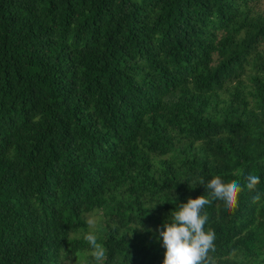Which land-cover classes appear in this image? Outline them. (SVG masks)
I'll return each instance as SVG.
<instances>
[{"label":"trees","instance_id":"16d2710c","mask_svg":"<svg viewBox=\"0 0 264 264\" xmlns=\"http://www.w3.org/2000/svg\"><path fill=\"white\" fill-rule=\"evenodd\" d=\"M262 1L0 0V264H163L201 195L214 264H264Z\"/></svg>","mask_w":264,"mask_h":264},{"label":"clouds","instance_id":"9594fccd","mask_svg":"<svg viewBox=\"0 0 264 264\" xmlns=\"http://www.w3.org/2000/svg\"><path fill=\"white\" fill-rule=\"evenodd\" d=\"M246 184L233 180L225 183L221 176L216 175L206 184V190L211 197L223 202L228 207L238 205V196L246 187L249 191L255 192L256 186L260 183V177L248 174L245 177ZM253 203L260 199L257 192L253 196ZM212 200L201 195L195 199L188 198L186 203H179L178 207L170 212L171 221L166 220L158 227L159 239L165 249L163 264H214L213 253L216 251V235L212 230L205 231L208 216L203 212L205 206L210 205ZM169 213V214H170ZM168 214V215H169ZM140 231L151 232V229H144L140 223ZM84 239L93 249L92 255L96 260L105 257V249L97 243V237L88 233Z\"/></svg>","mask_w":264,"mask_h":264},{"label":"rangeland","instance_id":"374dc122","mask_svg":"<svg viewBox=\"0 0 264 264\" xmlns=\"http://www.w3.org/2000/svg\"><path fill=\"white\" fill-rule=\"evenodd\" d=\"M258 10L260 12L264 13V0L258 6ZM97 215L98 216H96L93 220H91L90 225H89V229L85 231V233L82 235V238H84V236L90 232L93 233L97 237V240H99L101 238V236L103 235L104 223L99 219V217H100V215H102V213L99 212ZM76 260L81 261V260H84V258L77 257Z\"/></svg>","mask_w":264,"mask_h":264}]
</instances>
